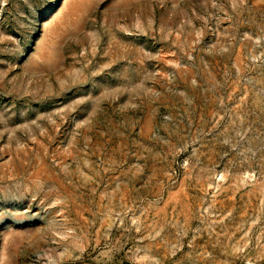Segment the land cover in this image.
Masks as SVG:
<instances>
[{
  "label": "rangeland",
  "instance_id": "374dc122",
  "mask_svg": "<svg viewBox=\"0 0 264 264\" xmlns=\"http://www.w3.org/2000/svg\"><path fill=\"white\" fill-rule=\"evenodd\" d=\"M0 264H264V0H0Z\"/></svg>",
  "mask_w": 264,
  "mask_h": 264
}]
</instances>
